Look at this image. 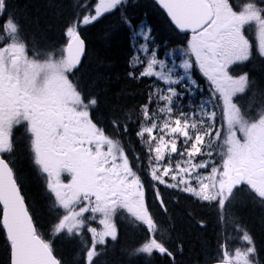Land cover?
I'll use <instances>...</instances> for the list:
<instances>
[{
    "label": "snow or ice",
    "instance_id": "obj_1",
    "mask_svg": "<svg viewBox=\"0 0 264 264\" xmlns=\"http://www.w3.org/2000/svg\"><path fill=\"white\" fill-rule=\"evenodd\" d=\"M125 3L82 0L79 7L84 14L65 27L69 37L66 55L56 58L55 52H49L41 59L29 47L20 21L14 13L9 14V0H0V226L9 243L10 264H64L34 222L15 162L9 158L14 153L13 129L18 126L29 134L33 163L47 175V189L64 213L53 225V235L74 238L85 228L92 234L85 264H95L102 254L98 246L106 245V237L116 239L111 219L119 210L131 214L147 232L131 255L158 252L172 256L158 238L159 223L146 201L141 178L145 166L155 182V198L165 212L157 185L214 203L221 213L244 186L264 202V97L258 105H238L236 97L254 85L248 73L233 75L231 67L253 55V43L246 35L250 24L258 25L256 50L264 57V0H252L243 10H236L230 0H158L175 26L192 34L178 61L173 53L161 59L152 47L151 29L143 26L137 31L121 12L135 53L129 64L134 70L142 68L138 75L133 70L129 76L162 82V86H153L147 102L139 107L136 136L146 161L137 156L136 163L130 161L120 140L93 121L97 99L75 77L84 53L79 28L120 10ZM194 65L207 78L209 95L199 105H185L186 94L190 95L191 85H195V81L189 84V70ZM217 109L224 121L221 127L216 126ZM125 119L130 121L131 117ZM111 124L127 131L120 116ZM218 148L222 164L215 165L212 158ZM64 173L71 176L70 182L61 180ZM89 213L92 215H86ZM97 213L104 226L100 231L88 227ZM235 228L243 232L241 239L247 247L230 252L225 241L220 255L213 259L218 264H256L251 235L238 223Z\"/></svg>",
    "mask_w": 264,
    "mask_h": 264
},
{
    "label": "trees",
    "instance_id": "obj_2",
    "mask_svg": "<svg viewBox=\"0 0 264 264\" xmlns=\"http://www.w3.org/2000/svg\"><path fill=\"white\" fill-rule=\"evenodd\" d=\"M9 2L10 9L22 23V34L35 46L36 51L47 50L46 54L55 52L56 56L65 54L62 48L65 43V27L73 19H78L84 14V10L79 7L82 0H9ZM145 4L144 0L139 3ZM151 6L154 9L148 10L147 14L161 57L165 50L173 45H185L187 37L171 26L155 4ZM118 11L106 14L84 28L88 55L78 74L84 89L97 99L92 115L99 125L103 126L115 116H120L122 124H136L137 129L140 127L137 122L139 107L147 102L153 86H162V82L149 77L139 80L129 77L130 32L122 23ZM128 15L132 16L133 21L137 20L134 16H139L130 12ZM194 71L193 76L200 82L194 86L195 89L190 95L186 94L183 101L185 105L188 103L185 102L188 97L192 98L189 104L196 105L208 99L209 82L203 73L200 74L198 66H193L192 72ZM232 73L233 75L248 73L254 85L250 91L238 95L235 102L244 107L258 105L261 97H264V57H260L255 48L252 58L238 67L232 66ZM217 112L216 126L221 127L224 121L219 109ZM126 117H131L130 121L126 120ZM126 149L130 161L136 163L134 158L137 156L141 161H146L144 148L138 138L131 140ZM219 153L218 148L212 158L215 165H219L222 160ZM13 155L23 191L43 237L51 242L55 254L64 261V264H85L84 245H87L85 241L79 237L70 238L66 234L53 235L52 227L59 217L58 208L49 202L48 196L43 193L41 181L37 176L39 173L36 174L29 159L27 144L20 136H17L14 142ZM146 173L145 166L141 177L144 182L152 185L146 201L159 223L158 238L165 242L172 256L158 252L147 257L143 254L131 255L134 244L136 247L139 245L142 233L136 228L123 225L132 222L133 226L145 232L146 229L143 224L135 225L131 219L126 218L122 224L117 223L120 241L113 248L110 245L114 243L105 247L102 254L95 259V264H209V261L211 263L216 261L213 257L220 255V245L225 241L230 252L236 248L243 250L247 247L246 242L241 239L243 232L235 228L237 223L252 237L256 249V264H264V202L250 194L247 186L241 187L235 193L231 203L226 205L221 213L214 203L201 201L179 189L157 185L167 208L165 212L155 198L153 191L155 182ZM0 264H9V243L1 226Z\"/></svg>",
    "mask_w": 264,
    "mask_h": 264
},
{
    "label": "rangeland",
    "instance_id": "obj_3",
    "mask_svg": "<svg viewBox=\"0 0 264 264\" xmlns=\"http://www.w3.org/2000/svg\"><path fill=\"white\" fill-rule=\"evenodd\" d=\"M143 26H145V25H141V26H139V28L137 29V31H140V29H141V27H143ZM191 38V37H190ZM189 38V39H190ZM161 59H163V58H161ZM172 65L171 64H169V67H171ZM141 68V67H140ZM141 70H142V68H141ZM177 71L179 72L180 71V69H177ZM210 171V170H209ZM204 174H206V173H204ZM46 179H47V175H46ZM61 180L64 182V183H68V182H70V180H71V176L69 175V174H67V173H64V174H62L61 175ZM100 219H102V217L101 216H99V219H98V221H100ZM112 222V221H111ZM103 225H101L100 223L96 226V227H94V228H96L98 231H100V230H102L103 229ZM106 238H109V237H106Z\"/></svg>",
    "mask_w": 264,
    "mask_h": 264
},
{
    "label": "water",
    "instance_id": "obj_4",
    "mask_svg": "<svg viewBox=\"0 0 264 264\" xmlns=\"http://www.w3.org/2000/svg\"><path fill=\"white\" fill-rule=\"evenodd\" d=\"M157 3H158V0H155ZM158 5L160 6V4L158 3ZM161 7V6H160ZM162 8V7H161ZM163 9V8H162ZM165 12H166V10L165 9H163ZM166 14H167V12H166ZM167 16H168V14H167ZM169 17V16H168ZM169 19L171 20V18L169 17ZM172 22V21H171ZM173 23V22H172ZM174 24V23H173ZM174 26H175V24H174ZM176 27V26H175ZM177 28V27H176ZM178 29V28H177ZM179 31H181L180 29H178ZM181 32H183V33H186V32H190V31H181ZM82 56H83V54H82ZM82 56H81V58H82ZM216 264H218V263H216Z\"/></svg>",
    "mask_w": 264,
    "mask_h": 264
},
{
    "label": "bare ground",
    "instance_id": "obj_5",
    "mask_svg": "<svg viewBox=\"0 0 264 264\" xmlns=\"http://www.w3.org/2000/svg\"><path fill=\"white\" fill-rule=\"evenodd\" d=\"M131 79V78H130ZM119 85V84H118ZM112 88V87H111ZM141 100V99H140ZM133 143V142H132ZM135 148V147H134ZM151 202H152V200H151ZM217 213V212H216ZM196 214V213H195ZM205 215V214H204ZM220 225V224H219ZM223 226L221 225V228H222ZM211 231V230H210ZM222 233H223V230H222ZM224 234V233H223ZM129 239V238H128ZM230 239H231V237H230ZM228 240V239H227ZM229 241H231V240H229ZM233 241V240H232ZM182 249V248H181ZM211 257V256H210Z\"/></svg>",
    "mask_w": 264,
    "mask_h": 264
}]
</instances>
